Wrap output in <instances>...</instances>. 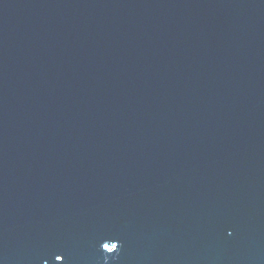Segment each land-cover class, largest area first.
Segmentation results:
<instances>
[{"label": "water", "instance_id": "95a60500", "mask_svg": "<svg viewBox=\"0 0 264 264\" xmlns=\"http://www.w3.org/2000/svg\"><path fill=\"white\" fill-rule=\"evenodd\" d=\"M0 264H264V0H0Z\"/></svg>", "mask_w": 264, "mask_h": 264}]
</instances>
